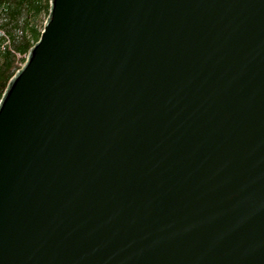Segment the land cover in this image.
<instances>
[{
    "label": "water",
    "instance_id": "1",
    "mask_svg": "<svg viewBox=\"0 0 264 264\" xmlns=\"http://www.w3.org/2000/svg\"><path fill=\"white\" fill-rule=\"evenodd\" d=\"M0 264H264V0H49L0 99Z\"/></svg>",
    "mask_w": 264,
    "mask_h": 264
},
{
    "label": "trees",
    "instance_id": "2",
    "mask_svg": "<svg viewBox=\"0 0 264 264\" xmlns=\"http://www.w3.org/2000/svg\"><path fill=\"white\" fill-rule=\"evenodd\" d=\"M48 10L49 0H0V99L38 40Z\"/></svg>",
    "mask_w": 264,
    "mask_h": 264
}]
</instances>
